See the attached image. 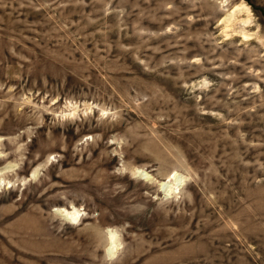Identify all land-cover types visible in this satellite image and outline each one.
Segmentation results:
<instances>
[{
	"label": "rangeland",
	"instance_id": "1",
	"mask_svg": "<svg viewBox=\"0 0 264 264\" xmlns=\"http://www.w3.org/2000/svg\"><path fill=\"white\" fill-rule=\"evenodd\" d=\"M0 264H264V0H0Z\"/></svg>",
	"mask_w": 264,
	"mask_h": 264
},
{
	"label": "bare ground",
	"instance_id": "2",
	"mask_svg": "<svg viewBox=\"0 0 264 264\" xmlns=\"http://www.w3.org/2000/svg\"><path fill=\"white\" fill-rule=\"evenodd\" d=\"M239 8V7H238ZM241 9V8H240ZM243 38L248 40L250 37L249 35L243 34L241 33ZM74 110V109H73ZM66 113V112H65ZM67 114V113H66ZM65 114V115H66ZM139 175L141 176H145L146 173H144V171L139 172ZM184 179V178H183ZM179 175H173V181L170 183H164L163 185H161L162 190L166 193V194H170L172 193L175 189H177L178 185H180L182 183L183 180ZM3 180V179H2ZM9 183V182H8ZM11 183V182H10ZM64 212V210H63ZM61 213V212H60ZM62 214V213H61ZM79 212L75 211V210H70V212H64L63 214V218H65L66 220L70 221V222H76L79 219ZM112 233V232H111ZM108 254L111 253V250L113 251V249L116 247V243L118 244V241L116 240L114 235H110L108 237ZM114 252V251H113Z\"/></svg>",
	"mask_w": 264,
	"mask_h": 264
}]
</instances>
